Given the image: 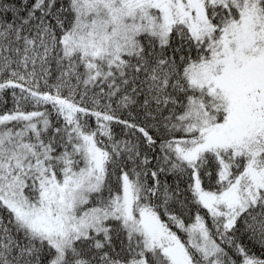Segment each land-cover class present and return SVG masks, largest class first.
Masks as SVG:
<instances>
[{"label":"snow or ice","instance_id":"obj_1","mask_svg":"<svg viewBox=\"0 0 264 264\" xmlns=\"http://www.w3.org/2000/svg\"><path fill=\"white\" fill-rule=\"evenodd\" d=\"M0 264H264V0H0Z\"/></svg>","mask_w":264,"mask_h":264}]
</instances>
